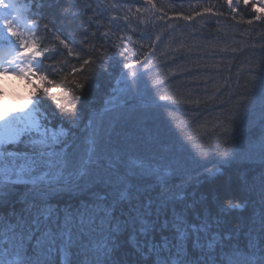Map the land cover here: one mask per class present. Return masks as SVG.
Masks as SVG:
<instances>
[{
  "label": "snow or ice",
  "instance_id": "obj_1",
  "mask_svg": "<svg viewBox=\"0 0 264 264\" xmlns=\"http://www.w3.org/2000/svg\"><path fill=\"white\" fill-rule=\"evenodd\" d=\"M65 2L67 8L62 15L79 6V0ZM258 2L211 0L205 6L197 0L191 14L177 12L175 18L187 22L200 18L210 24L214 18L219 23L218 18L230 16L237 23L251 26L254 21L264 22V3L257 8ZM57 3L58 0H0V74H15L31 84L23 107L9 108L0 103V264H264V210L259 216L258 231L253 227L246 244L233 242L231 232L222 234L221 221L230 212L242 210L243 204L220 205L215 215L196 212L194 208L190 214L182 194L188 175L184 169L178 164H162L126 147L116 148L111 143L104 113L93 112L85 117L79 106L95 75L108 72L112 60L109 52L114 50L121 68L113 77L115 85L110 84L113 91L106 101L105 113H116L120 101L138 92L144 76L156 67L151 61L165 43L164 33L153 38L145 28H140L141 42L131 53L139 58L133 61L123 34L126 26L133 19L139 20L137 27L145 25L147 17L155 16L156 20L167 18L168 27L173 28V18L154 0H143L134 13L129 6L125 15L112 17V27L99 34L101 43L90 45V51L77 50L54 33L52 39L59 43L48 47L46 36L36 39L41 29L33 15L43 18V10ZM241 5L255 14L245 19ZM160 12L163 15L156 16ZM118 20H123L124 25L115 23ZM137 27H131V32L135 33ZM43 32L52 33L53 28L45 23ZM118 32L121 34L117 35ZM92 35L95 37L96 33ZM127 40L133 47L138 44L131 36ZM86 41L87 37L82 43L89 48ZM64 50L79 66L72 64L68 71L63 60H57L60 68L45 64L65 56ZM159 55L166 54L161 50ZM183 58V53L168 57L173 63ZM248 63L249 75L258 76L264 88V45L258 52L253 46ZM62 71L65 74L61 76ZM85 72V78L78 79ZM53 76L59 78H50ZM175 76L174 71H169L153 87L170 85ZM32 77L38 82H33ZM222 87H217L213 96L222 94ZM66 88L71 89L67 93L71 99L61 96ZM213 96L193 100L159 94L158 100L163 104L157 106L193 105L190 109L173 108V112L191 111V120L195 122L202 115L201 106ZM65 124L74 126L76 131L65 128ZM216 127L208 134L206 147L204 137L200 138L202 151L194 148L187 153L193 164L215 160L214 168H205L206 175L211 177L221 175L222 169L236 159L229 149L220 150L221 134L215 132ZM181 147L187 151L186 145ZM261 159L264 161V157ZM177 179L181 183L176 184ZM261 202L264 204V175ZM129 253L135 260L127 259Z\"/></svg>",
  "mask_w": 264,
  "mask_h": 264
},
{
  "label": "trees",
  "instance_id": "obj_2",
  "mask_svg": "<svg viewBox=\"0 0 264 264\" xmlns=\"http://www.w3.org/2000/svg\"><path fill=\"white\" fill-rule=\"evenodd\" d=\"M21 2L23 3V0H21ZM154 2L158 7H163L164 11L167 12L168 17L173 18L170 22L174 27H168L167 18L165 20H156L155 16H149L146 18V24L140 25L139 27H137V25H139L138 19L131 20L130 26H126L127 30L123 33L125 35V43L130 50L129 57L133 61L136 58H139L132 57L131 53L136 51L141 42L139 41L141 34L140 28H145L153 38L157 34L164 33L165 43L161 44L160 49L157 50L156 58L151 61V64L156 65V67H153V70L144 76L139 91H134L132 94L128 95L126 101L121 100V106L117 109L116 113H105L106 101L110 99V94L113 91L110 84L115 85L113 77L118 75L121 68V65L117 63L120 58L114 54V50H110L109 55L112 57L110 62L111 67H109L108 72L101 71L95 75L94 79H92L87 85L83 98L79 102V106L84 112L85 117L93 112L104 113L105 122L110 126V130L119 133L120 135L123 132H126L128 136H130L131 132L134 131L131 126L133 123L131 124L132 121L130 122V120H134L136 115L140 114L141 117H138L141 121H146L148 125L149 122L156 119L155 115L160 113L169 115L171 113L172 115V108L180 106L171 105L169 107H158L157 105L163 104V102L158 100L159 94H176L177 98L183 96L185 99L190 98L193 100L197 98L207 100L209 96H213L217 87L211 88V83L208 81V77L212 70V64H217L219 66V68L215 67L217 70H223L225 78H227V81L230 83L228 88L226 83L225 85H221L224 84V82H222L220 84L223 86L222 94L213 96L211 101L206 105L201 106L202 109L205 108L208 110V108H211L212 117L216 119L220 108L225 109L226 105H231L232 98L237 91L236 86L238 88L241 85V78H239L238 81L236 72L241 73L249 71L250 66L248 62L253 54V46L255 45V50L258 52L261 45H264V22L254 21L253 25L249 26L231 20L230 16L218 18L220 21L219 23H216V18H214L210 24L201 21L200 18L187 22L182 19H176L175 14L177 12H181L185 15L191 14L192 6L197 4V0H154ZM199 2L206 6L211 3V0H199ZM260 3H263V1L259 0L256 5L257 8L260 7ZM89 4L91 7H86V5ZM142 4L143 0H139L138 3H133L132 0H104L103 4H100L99 0H79L78 7L72 8L67 15H62L61 13L67 8V3L65 0H58V3L53 7H46L43 10V18L33 15L34 21L39 20V26L41 29L36 39L39 40L40 37L46 36L45 43L48 47H51L53 43L58 45L59 41L52 39L54 33L56 36H59L60 39H65L66 43H69L70 46L75 47L77 50L90 51V45H99L101 43L102 38L99 34L109 31L110 27H112V25L109 24L112 17L125 15L129 6H131V10L134 13L136 8L140 7ZM112 5H115V7H112ZM240 7L241 9H244L243 5ZM223 8L225 12L228 11L226 5H224ZM196 10L198 11L199 8L197 7ZM242 14L245 16V19H249L255 13L251 8H247L244 9ZM159 15H163V13H156V16ZM45 23H48L49 27L53 28L52 33L45 34L43 32V26ZM115 23L124 25L123 20H118ZM131 27H137V31L132 33ZM85 29H87L86 32ZM94 32L96 33L95 37L92 35ZM120 34L121 33L119 32L117 33V35ZM127 36H131L133 40L138 41L136 47L131 45V42L127 40ZM86 37V42L87 45H89V48H85V44L82 43V41H85ZM143 42L146 43L147 41ZM108 47L110 48V45ZM172 49H176L177 51L173 52ZM221 49H225V51H221ZM233 49H235V51H233ZM161 50L166 54L164 57H160L159 55ZM64 51L65 56L57 57L56 60L45 61V64H54L57 68H60L61 65L57 64V60H63L65 61L63 67L68 71H70L72 64L79 66V63L76 60L67 57L66 50ZM179 53H183V59H177L175 63L168 59V57H175ZM202 56L204 60H201ZM198 58L201 61L198 60ZM231 63L234 65L233 68L230 67ZM204 65H208V67H204ZM181 68H184L185 71L181 72ZM169 71H174L175 73L179 72L182 78L193 76L195 77V80L189 77V81L181 83L174 78L171 80L170 85L160 89L154 88V83L157 80H163ZM189 72L191 74H189ZM64 74L63 71L60 72L61 76ZM86 75L87 73L85 72L83 75L78 76V79L83 80ZM33 78L36 81V78ZM50 78L58 79L59 77L53 76ZM254 79L258 80L259 77L257 76ZM122 86L123 85H121V87ZM70 91L71 89L66 88L61 96L66 99H71L72 97L67 95ZM153 100H155V103H153ZM245 102L247 104H245L246 106L243 109L245 116L249 111L254 114L247 115L248 121L254 124H258L259 122L260 126H262L263 124H261V122L264 121V98L262 100V107L259 110H257V108L260 106V100L255 101L252 96H248ZM183 107L189 109V107L192 108L194 106L183 105ZM52 109L55 111L54 105H52ZM166 118L167 117L162 116L158 119L164 121ZM156 122L160 123L161 121ZM189 122L190 120L187 122H180V129L183 132V139L180 137L177 142L180 145L186 143L187 134L193 135L194 138L195 135H197L194 131L195 125L190 124ZM83 123H87V118L84 119ZM218 123L219 122L217 121V124ZM229 123L230 121L224 123L227 126H221V123H219L215 128V131L221 134V148L231 145V147H228L227 149L233 152L237 149L235 148V145H237L236 141H234L235 137L239 138L241 132H236L234 129L235 127ZM188 124L191 126L185 128V125ZM64 126L65 128H71L72 131H76L74 126L68 124H65ZM81 127H83V124H81ZM148 128L151 130L157 127L150 124ZM222 129L225 130V132H221ZM118 138L112 139L111 143L116 148H123L125 144L123 141L118 140ZM164 142H167V140H164ZM242 146L244 145L242 144ZM165 147L169 149L168 145H165ZM177 147L178 146L176 145L172 150L176 151ZM201 148L198 149L200 150ZM202 150L203 148L201 151ZM220 150L223 151L224 149ZM263 152L264 150L261 152V148H259V155L253 153L252 157L247 159L245 163H238L242 160H239V157H237L231 165L225 166L222 169L221 175L215 177H205L207 176L206 171L204 172L201 167L204 165L215 166V160H201L200 164H193L191 163L190 158L184 154L181 156L180 160H171L169 163L178 164L188 174L185 178L186 182L183 185L184 191L182 194L185 195L186 202L190 206V214L194 208L196 212H211L215 215L219 211L220 205L229 202L233 204H243V184H240L242 180H244L249 187L248 191L253 188L256 192L259 191L261 193L259 188L262 183V175H264V161L261 159L264 157ZM162 163L167 164L168 162ZM256 168L261 171V174L253 176L252 173ZM174 182L179 184L181 183V180L177 179ZM256 183L258 184V187L256 186ZM251 194H253V192H251ZM257 200L258 201H248V203L244 204L242 210L230 212L221 221L222 234L231 232V234L234 235L236 232L238 233L245 228L249 221V217L251 216L249 213H251L253 209L260 210L258 212L260 216L261 211L264 210V204L261 203V194L258 196ZM66 202L67 200L62 201V203ZM17 207H19V205H17ZM5 211H7V209H5ZM259 216L256 228L257 231L259 229ZM244 239L240 241L242 245H245ZM127 259L133 261L135 260V257L129 253Z\"/></svg>",
  "mask_w": 264,
  "mask_h": 264
},
{
  "label": "bare ground",
  "instance_id": "obj_3",
  "mask_svg": "<svg viewBox=\"0 0 264 264\" xmlns=\"http://www.w3.org/2000/svg\"><path fill=\"white\" fill-rule=\"evenodd\" d=\"M198 60L200 59L198 58ZM201 60H204L203 56ZM215 67L219 68L217 64L215 65L212 64V70L210 72V75L209 77L207 76L208 81L211 83V88L225 85V83L229 88L230 83L227 81V78H225V73L221 69H219L220 70L219 72V70H217ZM230 67L231 68L234 67L233 63L230 64ZM236 73H237L236 75H237L238 81H239V78H241V85L238 88L236 86L237 91L235 93V96L232 98L231 105L230 106L226 105L225 109L220 108L216 119L212 117V110H210L211 108H208V110L205 108L204 109L200 108V112L202 113V115L195 122H192L191 120V117L194 115V113L191 111H188L185 114L183 112H173L172 110V113H173L172 115L160 113V114L155 115L156 119L152 120V122H149L148 125L146 121H141V119L139 118L141 117V115L139 114L135 116L134 120L133 119L130 120L128 117L130 122L132 121L131 124L133 123L131 126L134 130L131 132L130 136H128L126 132H123L120 135L119 133L112 132V130H110V139L112 140V139L118 138L119 136L118 140H121L124 142L125 144L124 147L142 156L154 158L160 163L162 162L169 163L171 160L173 161L180 160L183 154L188 156L187 153L191 152L194 148H197V149L201 148V142H200L201 137H204L203 143L204 142L205 143L203 144V147H206L208 144V134L213 133V126L214 125L217 126L216 125L217 121L222 123L220 124L221 126H227L224 123H227L230 121L229 124L235 127L234 128L235 131L239 133L241 132V134H239L240 135L239 138L235 137L234 141H236V144H238L239 142H242V144L244 145V146L238 147L237 150L239 149V160H242L238 163H245V161L249 159L253 153L259 155V148H261V152L262 150H264V121L261 122V124H263L262 126H260L259 122L258 124L251 123L248 121L247 115H254V114H252V112L249 111V113L245 116L243 112L244 107L247 105L245 101L247 100L248 96H252L255 101L260 100V106L257 108V110H259L262 107V100L264 98V88H262L259 79L258 81L254 79V77L249 75V71H244L241 73L236 72ZM189 77L195 80V77L193 76H189ZM189 77L182 78L179 72H176V76H175V78L181 83H184L185 81H189L190 80ZM222 82H224V84H221ZM177 107L185 108L183 106H176L174 108H177ZM162 116L167 117L166 120L163 121V120L158 119ZM188 120H190L189 122L190 124L195 125L194 131L195 133H197V135H195V138H194L193 135L187 134V141L184 144L187 146V151H186L184 148L181 147L182 144L180 145L177 142L180 137H182L181 139H183V136H182L183 132L180 129V125H181L180 122H185V121L187 122ZM156 121H161V122L158 123ZM150 124L155 125L157 128H153L150 130L148 128ZM201 124L204 125L203 128L199 127V125ZM189 138H191V140ZM164 140H167V142H164ZM165 145H168L169 149L166 148ZM176 145L178 146L177 150L173 151L172 148H174ZM228 147H231V145L227 147H223L221 149H225ZM240 151L243 152L244 154L241 153ZM233 153L235 152L233 151ZM201 167H202V170L205 172V168L211 169V168H214L215 166L214 165H209V166L204 165ZM258 174H261V171L258 168H256L253 171L252 175L255 176ZM205 177H209V176L207 175ZM240 184L241 185L243 184L242 186L243 190L241 189L243 192L242 193L243 194L242 199L244 200L243 205L245 203H248V201L250 202L258 201L257 200L258 196H260L261 194L259 191L256 192L255 189L253 188L251 189L252 191L251 190L248 191L249 187L244 182V180H242ZM256 186L258 187L257 183H256ZM259 189L261 190V185ZM251 192H253V194H251ZM259 211L260 210L258 209L256 210L253 209V211L249 213L251 214V216L249 217V221L246 227L240 230L238 233L236 232L234 235H232L234 238L233 242L238 243L241 246H244L241 244L240 241L245 238L244 241L246 244V242L249 239V236H248L249 232L252 231L253 227L257 228ZM253 235L255 234L253 233Z\"/></svg>",
  "mask_w": 264,
  "mask_h": 264
},
{
  "label": "rangeland",
  "instance_id": "obj_4",
  "mask_svg": "<svg viewBox=\"0 0 264 264\" xmlns=\"http://www.w3.org/2000/svg\"><path fill=\"white\" fill-rule=\"evenodd\" d=\"M262 1L264 3V0ZM27 95H28L27 87L23 85L22 82L19 83L13 81L9 82L8 76L5 74L0 77V103H3L6 107L9 108L12 107L13 105L17 108L23 107L24 98ZM219 123L216 125L218 126ZM221 132H225V130L222 129ZM235 146H236L235 148L241 147L242 143H239ZM234 152L236 158L239 157V149L238 150L236 149V151Z\"/></svg>",
  "mask_w": 264,
  "mask_h": 264
}]
</instances>
